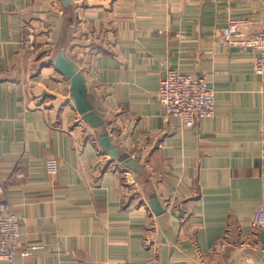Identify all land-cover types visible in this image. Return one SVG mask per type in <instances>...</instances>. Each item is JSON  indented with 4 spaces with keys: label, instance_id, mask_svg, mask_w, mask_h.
<instances>
[{
    "label": "crops",
    "instance_id": "0c3cea01",
    "mask_svg": "<svg viewBox=\"0 0 264 264\" xmlns=\"http://www.w3.org/2000/svg\"><path fill=\"white\" fill-rule=\"evenodd\" d=\"M231 17L264 32V0H0V195L20 221L14 264H264L252 226L264 75L254 51L221 41ZM24 23L48 57L21 47ZM59 45L88 69L89 99L142 175L124 174L77 113L52 64ZM167 68L207 79L213 117L193 129L166 117L156 93Z\"/></svg>",
    "mask_w": 264,
    "mask_h": 264
},
{
    "label": "built area",
    "instance_id": "2783aa9c",
    "mask_svg": "<svg viewBox=\"0 0 264 264\" xmlns=\"http://www.w3.org/2000/svg\"><path fill=\"white\" fill-rule=\"evenodd\" d=\"M248 26L249 22L246 19L231 17L222 30L220 39L228 48L254 51L253 71L255 74L263 76L264 32L250 33ZM73 29L76 31L77 23L73 26ZM47 30L46 27L43 34H46ZM42 37L44 36H40L31 24L24 23L21 25L20 45L24 50H30L42 57L47 55L46 43L42 44ZM77 68L82 74L88 71L85 67ZM156 99L164 107L166 117L178 118L183 128L193 129L201 119L211 118L215 114L214 91L209 87L204 76L186 75L176 69L167 68L159 83ZM107 131L110 134L111 130L108 129ZM116 166L121 167L120 170L124 174L128 172L127 168H124L120 163ZM252 219V226L263 231L264 241V204L257 207ZM19 231L20 221L13 213L12 204L7 197L0 195V262L14 264L15 258L21 249ZM28 252L25 250L23 254L28 255ZM105 264L149 263L106 262Z\"/></svg>",
    "mask_w": 264,
    "mask_h": 264
},
{
    "label": "water",
    "instance_id": "95a60500",
    "mask_svg": "<svg viewBox=\"0 0 264 264\" xmlns=\"http://www.w3.org/2000/svg\"><path fill=\"white\" fill-rule=\"evenodd\" d=\"M62 2L65 6L73 4V0H62ZM52 64L58 73L69 81L70 96L82 120L92 129L101 130L100 143L108 156L112 160H117L128 169L142 175L144 171L138 162L126 156V154H122L119 148L112 144L105 128V120L97 114L94 104L88 97L84 76L78 70L76 64L66 57L63 46H60L59 51L53 56ZM152 204L153 210L157 215L163 213V210L156 201L152 202Z\"/></svg>",
    "mask_w": 264,
    "mask_h": 264
},
{
    "label": "trees",
    "instance_id": "16d2710c",
    "mask_svg": "<svg viewBox=\"0 0 264 264\" xmlns=\"http://www.w3.org/2000/svg\"><path fill=\"white\" fill-rule=\"evenodd\" d=\"M59 47H60V45L59 46H57V47H55V49H56V52H58L59 51ZM52 59V58H51ZM126 167V166H125ZM127 168V167H126Z\"/></svg>",
    "mask_w": 264,
    "mask_h": 264
}]
</instances>
